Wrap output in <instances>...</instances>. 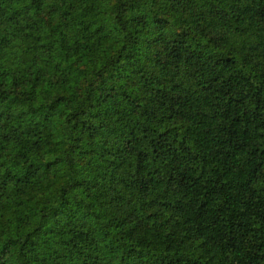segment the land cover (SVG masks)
Segmentation results:
<instances>
[{
    "label": "trees",
    "instance_id": "16d2710c",
    "mask_svg": "<svg viewBox=\"0 0 264 264\" xmlns=\"http://www.w3.org/2000/svg\"><path fill=\"white\" fill-rule=\"evenodd\" d=\"M0 264H264V0H0Z\"/></svg>",
    "mask_w": 264,
    "mask_h": 264
}]
</instances>
